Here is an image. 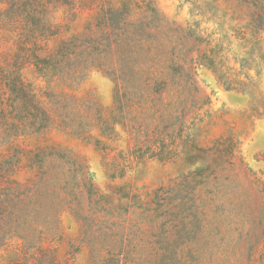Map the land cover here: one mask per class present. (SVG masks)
Here are the masks:
<instances>
[{
    "label": "trees",
    "instance_id": "16d2710c",
    "mask_svg": "<svg viewBox=\"0 0 264 264\" xmlns=\"http://www.w3.org/2000/svg\"><path fill=\"white\" fill-rule=\"evenodd\" d=\"M237 1L248 12L200 15L215 27L207 32L198 21L167 18L153 0H0V30L10 43L0 50V252L7 264H73L49 244L62 236L60 215L74 205L80 214L82 196L97 189L83 157L47 143L52 131L91 145L111 179H124L133 162L170 163L183 148L209 153L213 147L183 141V90L195 94L197 110L210 103L195 78L199 67L225 91L247 95L250 117L264 118V0ZM60 9L65 23L55 19ZM224 40L241 50L233 65L217 52ZM94 72L113 83L108 110L95 92L78 94ZM120 141L124 148L109 159ZM234 143L219 150L228 159Z\"/></svg>",
    "mask_w": 264,
    "mask_h": 264
},
{
    "label": "rangeland",
    "instance_id": "374dc122",
    "mask_svg": "<svg viewBox=\"0 0 264 264\" xmlns=\"http://www.w3.org/2000/svg\"><path fill=\"white\" fill-rule=\"evenodd\" d=\"M153 1L167 18L184 26L198 21L207 32L215 27L201 14L248 12L237 0ZM66 16L64 9L55 13L57 22L65 23ZM247 23L246 17L240 24ZM9 44L0 30V50ZM222 50L224 65H233L232 58L241 53L226 40L217 52ZM195 78L210 103L197 110L192 106L195 94L183 90V141L213 147L209 153L183 148V156L170 163L133 162L124 179H111L91 145L59 131L49 134L48 144L84 158L97 189L93 197L82 196L80 214L74 205V215L69 210L60 215L62 236L49 246L61 262L264 264V118L250 117L249 97L225 91L211 71L199 67ZM90 91L103 108L112 106L113 83L108 78L92 73L78 94ZM261 91L264 95V83ZM231 143L235 152L228 159L222 151ZM124 146L118 142L108 158ZM0 264H7L4 251Z\"/></svg>",
    "mask_w": 264,
    "mask_h": 264
}]
</instances>
